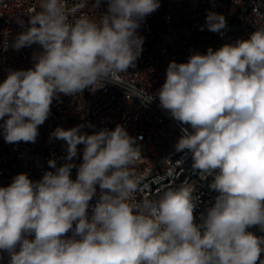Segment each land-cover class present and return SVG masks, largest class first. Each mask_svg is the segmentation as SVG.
<instances>
[{
    "label": "clouds",
    "instance_id": "obj_1",
    "mask_svg": "<svg viewBox=\"0 0 264 264\" xmlns=\"http://www.w3.org/2000/svg\"><path fill=\"white\" fill-rule=\"evenodd\" d=\"M88 6L38 0L28 25L18 20L24 30L13 47L38 44L42 51L32 68L10 71L0 83L7 143H34L58 94L95 91L135 67L143 44L137 29L160 0H108L95 19L83 12ZM206 27L218 33L226 19L209 12ZM155 97L191 129L182 128L176 151L192 153L202 179L213 176L209 187L218 195L201 223L194 222L197 198L186 182L137 200L142 178L133 169L142 149L121 125L91 135L81 126L57 127L52 136L66 141L68 160L85 146L83 163L75 180V165L52 160L55 170L41 180L21 173L0 187V251L8 264H257L264 238L246 229L264 231V24L235 44L170 62Z\"/></svg>",
    "mask_w": 264,
    "mask_h": 264
},
{
    "label": "built area",
    "instance_id": "obj_2",
    "mask_svg": "<svg viewBox=\"0 0 264 264\" xmlns=\"http://www.w3.org/2000/svg\"><path fill=\"white\" fill-rule=\"evenodd\" d=\"M95 2L89 0V6L83 9L94 19L103 16L108 6V0H100L99 6L94 8ZM68 4L71 6L73 0H68ZM34 8H38V0H0V83L10 71L32 68L34 56L42 51L38 44L20 49L13 47L15 38L24 30L18 20L26 27L27 13ZM209 12L226 19V27L218 33L206 27ZM261 24H264V0H160V7L140 21L137 29L143 44L135 67L95 91L86 89L75 96L58 94L50 105L48 118L38 126L34 143H7L0 127V187H7L21 173L32 181L41 180L46 172L55 170L49 166L52 160L57 167L65 163L75 165L70 171L75 180L78 167L83 163L85 146L77 145V155L68 160L67 143L52 136L55 129L81 126L82 134L91 135L121 125L142 149L143 158L133 169L142 178L137 200L156 199L159 190L169 186L178 188L186 182L193 187V196L197 198L194 222L201 223V214H206L218 195L209 187L213 176L202 179L200 170L192 167V153L176 151L182 128L191 129L162 109L159 98L154 95L166 80L170 62L186 63L193 53L206 54L209 48L217 50L226 44H235L238 39H247L255 26ZM4 119H0V125ZM99 191L97 186V197L89 202V216ZM246 231L264 238L259 225L249 226ZM72 234L70 230L66 236ZM32 238L34 236L29 237ZM9 259L7 252L0 251V264H8ZM260 260H264V252L257 264Z\"/></svg>",
    "mask_w": 264,
    "mask_h": 264
}]
</instances>
